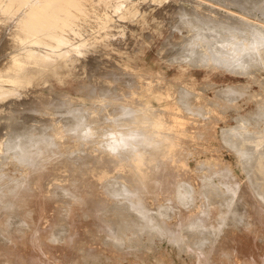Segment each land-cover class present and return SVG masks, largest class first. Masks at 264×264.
I'll use <instances>...</instances> for the list:
<instances>
[{"label":"bare ground","instance_id":"obj_1","mask_svg":"<svg viewBox=\"0 0 264 264\" xmlns=\"http://www.w3.org/2000/svg\"><path fill=\"white\" fill-rule=\"evenodd\" d=\"M129 1L0 0V264H87L136 237L126 251L143 256L142 233L156 228L150 238L168 234L195 264H264V78L247 71L264 61V24L196 0L175 26L184 46L155 43L152 11L139 43L122 36ZM200 70L238 79L199 86ZM211 136L244 177L219 146L196 143Z\"/></svg>","mask_w":264,"mask_h":264},{"label":"rangeland","instance_id":"obj_2","mask_svg":"<svg viewBox=\"0 0 264 264\" xmlns=\"http://www.w3.org/2000/svg\"><path fill=\"white\" fill-rule=\"evenodd\" d=\"M13 1H18V2L24 1L25 2V0H13ZM34 1H35L36 4H38V2L39 3L43 2V0H34ZM195 1L196 0H194V1L193 0L192 1L191 0H130L129 2H130V4L132 3V5L134 4V8H132V11H131V13H130V15L128 17L122 18L123 22H122L121 25H123L125 30H127V33H125L122 36H127L129 34L130 36L135 38V42L137 41L139 43H141L143 41L145 42L146 38L150 39V37L146 36V32H147L146 29H142L141 26H140V23L142 21L141 20L142 17L144 15L148 14L150 11H152L153 12L152 21H150V25H152L154 28L158 29L163 34V37H161L155 43L160 45V43L163 40H165V38H166V39H169L170 41L177 40V41L183 42L184 44L182 43L183 44L182 46H184L185 43H186L185 39H186V34L187 33L185 32V30L180 32L178 29L175 28V26L180 23V11H181V9L184 8V7L187 8V9H190L191 7H193ZM200 1H203L204 6H208V8L206 7L207 9H209V7H211V9L214 8L216 11L221 12L222 14L220 13V15H224L225 13H226L225 15H230L233 12V14H238L240 16L243 15L242 17H244V18H246V16H247V17H249L248 18L249 20L257 22V23H259L261 25L264 24V19H263L264 18V0H250V1L254 2V5H255V3L259 4V5L261 3V5L259 7L260 10L258 9V7L256 9H252V10L246 9L247 13L244 12L245 9L242 10V8L240 7V3L238 1H235V0L234 1L233 0H200ZM234 2L236 4H234ZM114 3H115V5H117L114 8V11L129 7V5L125 4L123 1H115ZM141 4H143V5H141ZM237 4L239 6H237ZM262 4H263V7H262ZM15 11H16V9H15ZM248 11H250V12H248ZM161 12H162V14H165V15H162ZM227 12H229V13H227ZM239 13H243V14H239ZM262 13H263V15H262ZM73 15H75V13ZM252 15L254 17L256 15V17H259L260 19L257 20V19H255L256 17L255 18L254 17H250ZM235 16H237V15H235ZM261 16H263V17H261ZM75 17H77V16H75ZM77 20H73L71 22L70 26H75L76 27V25L82 23V21L79 20L77 22ZM75 23H76V25H74ZM147 26H148V24H147ZM64 31L66 33V32L69 31V29L66 28V30H64ZM147 34H149V32H147ZM180 49H179V51H180ZM157 54L160 55V57H166V58H172L173 55H175V54H172L170 52L159 51L158 49H157ZM148 55H150V57L157 56L156 55V48L153 47L152 50L148 51ZM261 64H264V61ZM261 64H259V66L257 65V67L251 66L252 68L249 67V69H247V71L251 75H254V77H258L260 75V76H262L264 78V65L262 66ZM164 66H166V65H164ZM253 67L257 68V69L259 68V70L257 71V69H254ZM175 69H176V66L169 67V73L172 74ZM48 71H49V69L48 70H44L43 73H47ZM197 72L200 73L199 74V78H200L199 86H204L205 85L204 82H207L210 79H212V80L214 79L216 81L228 80L229 78H231V80L238 79L236 77H233L232 75H224L223 73H220V72L213 74L214 76H210L208 79H203V75H204L205 71L200 70V71H197ZM209 73H211V72L209 71ZM18 79L22 80L23 77H20ZM239 79H244V77H239ZM23 80H25V78ZM47 83L48 82H45L44 83L45 85L43 84V86H46ZM253 87L257 91H261V89H260V87L258 85H254ZM206 93L208 95L213 96L214 89L208 88ZM244 100H245V96L240 98V102H244ZM12 101H14V100H12ZM255 106H256L255 102L254 101L253 102L250 101L246 105V108H255ZM212 110H213V108L211 109V111ZM245 112H246L245 109L240 111V113H243V114ZM229 114L232 115L234 113L232 111H230V112L227 113V115H229ZM230 123H234V121L231 120ZM224 125H225V123L223 121H219L217 124L213 125L217 136H219L220 130L222 129V127ZM211 137L208 140L204 139V138H199V140L198 139L196 140L197 141L196 143L200 144V145H203V146L204 145H208V143L212 144L213 146H219L220 147L219 153L222 155V157H224L225 159H228L229 161H231L233 168L236 170V172L239 174V176L244 177L245 176L244 172H242L240 167L238 165H236L237 164L236 156H234V154H232L229 151L228 147L223 146V143H222L220 138H214L213 136H211ZM204 140H206L207 142L204 141ZM198 158H200V157H198ZM201 159H206L204 157V154H202V158ZM195 161H197V160L193 159V158L190 159V164H191L192 167H194L197 164V162H195ZM203 171H205V170H203ZM156 211L157 210L155 209L154 212L157 214L159 211L158 212H156ZM158 215H161V212H160V214L158 213ZM172 217L174 219H172ZM161 218L164 221V217L161 216ZM166 218L167 217H165V221L167 222L168 225L171 224V223L172 224L176 223V221H177V219L174 216H171L170 220L169 219L167 220ZM168 218H169V216H168ZM232 227H235V225L232 226ZM253 228L250 229L252 232H254L253 230H256V229H253ZM156 229H157V231H156ZM156 229H155V231L153 229L152 230L150 229L148 231L149 235L146 232L142 233L141 240H143L145 242V249H146L145 254L143 256H140L139 253L134 252L132 249L129 250L130 252H127L128 251V247L136 245L137 241H138L137 237L133 239L134 241H131L130 239L127 238V239H124V244L120 246V248L124 250L123 252L120 253V252H117L116 250H111L109 248H107V250H106L104 248L102 250L103 251L102 255L98 256L97 258L91 257L89 259V262H87V264H129L130 262H132V263L134 262L136 264L137 263H140V264H154L155 260H158V261H160V260L167 261L168 260V261H171V262L173 261L172 264H195V262H194L195 259L192 256V253H193L192 251L193 250L191 251L189 249L188 250L185 249L184 251H182L183 245H179V243H177L176 241L174 242V240L171 241V238L168 237V234H167V236L166 235L165 236H161V235L158 234V235L150 238L149 236H152L151 233L154 232L155 234H157L156 232L160 231L159 228H156ZM224 229H227V227L226 228L224 227ZM151 239H152V241H151ZM186 240L187 239H185V243L188 244ZM149 241H150V243H152V246H151V244H149ZM177 245H179V246H177ZM153 247H154V249H153ZM181 247H182V249H181ZM179 248H180L181 251L179 250ZM126 249H127V251H126ZM178 250H179V252H178ZM72 251H73V253H75L74 250H72ZM70 254H71V252L69 253V255ZM76 254L77 253H75V256H76ZM234 257H235L234 264H242L243 263V258L240 257L242 259L241 260L239 258V256H234ZM245 257H247V256H245ZM213 258H215V257H213ZM75 259H76V257H75ZM79 259L80 258H78L79 263L77 262V264H82L81 263L82 261H80L81 259L80 260ZM203 259H204V256H203ZM210 259H212V258H210ZM205 260L209 261V257H208V259L205 258ZM244 262H245V260H244ZM246 262H245V264H246ZM68 263L69 262H67V264ZM255 263L257 264V262L253 263L251 261V262H249L247 264H255ZM258 263L261 264L260 262H258ZM61 264H66V263H61ZM207 264H209V262Z\"/></svg>","mask_w":264,"mask_h":264}]
</instances>
